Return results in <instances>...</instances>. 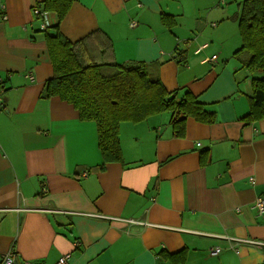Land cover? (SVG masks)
I'll list each match as a JSON object with an SVG mask.
<instances>
[{
  "label": "crops",
  "instance_id": "crops-1",
  "mask_svg": "<svg viewBox=\"0 0 264 264\" xmlns=\"http://www.w3.org/2000/svg\"><path fill=\"white\" fill-rule=\"evenodd\" d=\"M45 1L0 0V256L264 264V213L254 206L264 198V112L245 118L250 73L221 63L242 45L243 0H70L64 16ZM57 34L85 39L96 58L148 65L166 91L193 94L208 118L187 117L183 136L165 114L122 122L121 157L111 161L96 122L41 95Z\"/></svg>",
  "mask_w": 264,
  "mask_h": 264
},
{
  "label": "trees",
  "instance_id": "trees-1",
  "mask_svg": "<svg viewBox=\"0 0 264 264\" xmlns=\"http://www.w3.org/2000/svg\"><path fill=\"white\" fill-rule=\"evenodd\" d=\"M69 1L46 0L44 5L46 10L64 16ZM238 9L242 46L234 57L250 73L252 87L250 110L245 118L259 119L264 112V0H243ZM50 38L54 76L45 81L41 95L45 98L55 95L71 104L80 119L96 122L97 144L111 161L121 157L117 129L124 121L139 122L167 110L172 134L183 136L182 126L187 117L197 122L209 116L189 91L180 98L166 91L148 65L122 66L96 58L88 52L85 39L72 43L60 34L50 36L48 41Z\"/></svg>",
  "mask_w": 264,
  "mask_h": 264
},
{
  "label": "built area",
  "instance_id": "built-area-1",
  "mask_svg": "<svg viewBox=\"0 0 264 264\" xmlns=\"http://www.w3.org/2000/svg\"><path fill=\"white\" fill-rule=\"evenodd\" d=\"M36 15L39 16H43L44 12L39 10L38 8L34 10ZM131 25H133V23H131ZM130 25V26H131ZM216 58V55L212 56L209 60L213 61ZM3 79L0 77V85L2 84ZM251 181L253 182V179H251ZM254 206L256 207V209L258 210L259 214L264 213V198L263 197H259L256 198L254 200ZM218 249H214L212 250V253H216L218 252ZM69 255L63 256L61 258H59V260H57V264H66ZM17 261V257L16 254L14 253V250H9L8 252H6L5 254L0 256V264H18Z\"/></svg>",
  "mask_w": 264,
  "mask_h": 264
},
{
  "label": "rangeland",
  "instance_id": "rangeland-1",
  "mask_svg": "<svg viewBox=\"0 0 264 264\" xmlns=\"http://www.w3.org/2000/svg\"><path fill=\"white\" fill-rule=\"evenodd\" d=\"M242 46V45H241ZM231 55H233V54H227V57H230ZM238 60H236L235 58H233L232 57V61L231 62H221L222 64H224V65H229V66H233L234 67V62H237ZM228 63V64H227ZM251 84V83H250ZM127 112V111H126ZM122 114H123V110H122ZM161 114H165V115H167V116H170L169 114H170V112L169 111H167V110H163V111H161V112H159L157 115H161ZM124 115V114H123ZM155 115V114H154ZM152 116V115H151ZM150 118L151 117H148V118H146V119H144V120H142V121H140V122H128V121H124V124H126V125H129V123H132V125L133 124H138V123H142V122H146V121H149L150 120ZM118 137H119V132H118Z\"/></svg>",
  "mask_w": 264,
  "mask_h": 264
},
{
  "label": "water",
  "instance_id": "water-1",
  "mask_svg": "<svg viewBox=\"0 0 264 264\" xmlns=\"http://www.w3.org/2000/svg\"><path fill=\"white\" fill-rule=\"evenodd\" d=\"M2 82H3V81H2ZM170 97H172V95H171ZM170 97H169V98H170Z\"/></svg>",
  "mask_w": 264,
  "mask_h": 264
}]
</instances>
